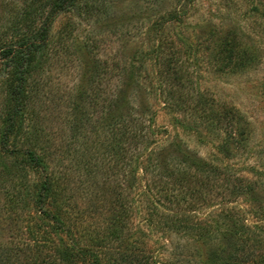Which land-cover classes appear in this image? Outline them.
<instances>
[{"label":"rangeland","instance_id":"obj_1","mask_svg":"<svg viewBox=\"0 0 264 264\" xmlns=\"http://www.w3.org/2000/svg\"><path fill=\"white\" fill-rule=\"evenodd\" d=\"M49 1L0 0V39L19 43L35 37ZM228 36L239 55L222 69L216 53ZM169 41L181 51L190 81L173 109L165 103L167 78L158 60ZM37 51L28 75L26 122L42 130L38 149L50 170L65 173L62 184L73 198L70 211L85 205L80 185L85 166L104 155L98 122L102 107L109 92L120 87L127 97L124 113L152 118L165 155L180 149V155L214 163L232 179L255 183L252 194L230 197L226 207L238 209L248 225L264 226V219L256 217L259 204L264 207V0H78L56 17L48 43ZM15 72L13 65L0 66V99L14 83ZM191 84L203 101L227 104L246 122L247 146L240 151L232 147L233 158L220 151L225 138L219 129L186 120ZM103 172L99 170L93 192L104 201L113 197L114 181L105 183ZM37 178L32 173L31 179ZM106 204L99 222L109 214L110 201ZM214 209L199 216L204 219ZM152 230L143 232L157 264H205L204 242Z\"/></svg>","mask_w":264,"mask_h":264},{"label":"trees","instance_id":"obj_2","mask_svg":"<svg viewBox=\"0 0 264 264\" xmlns=\"http://www.w3.org/2000/svg\"><path fill=\"white\" fill-rule=\"evenodd\" d=\"M77 1L50 0L35 37L19 43L0 39V66L16 68L14 83L0 99V264H157L144 228L204 242L205 264H264V226L248 225L238 209L226 207L230 197L252 194L255 183L232 179L214 163L180 155V149L165 155L166 145H160L152 118L124 113L127 97L120 87L109 92L102 107L98 122L104 155L85 166L80 182L85 205L76 213L70 211L73 198L66 196L62 184L65 173L50 170L38 149L42 130L26 122L25 111L28 75L37 50L48 43L56 17ZM168 43L158 60L167 78L165 103L173 109L190 81L184 76L181 51L173 41ZM232 47L228 36L216 53L222 69L239 55ZM190 88L186 120L219 129L225 138L220 151L226 158L234 157L232 147L244 150L243 117L227 104L203 101L195 85ZM103 169L104 182L114 181V195L104 201L93 192ZM32 173L38 175L36 180ZM107 201L109 214L99 222ZM211 208L209 216H199ZM258 208L256 217L262 221L264 207Z\"/></svg>","mask_w":264,"mask_h":264}]
</instances>
